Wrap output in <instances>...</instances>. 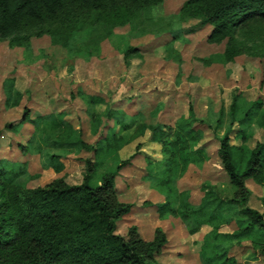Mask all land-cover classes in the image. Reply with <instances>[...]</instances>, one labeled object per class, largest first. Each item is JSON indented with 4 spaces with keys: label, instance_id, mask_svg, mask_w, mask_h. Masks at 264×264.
<instances>
[{
    "label": "trees",
    "instance_id": "16d2710c",
    "mask_svg": "<svg viewBox=\"0 0 264 264\" xmlns=\"http://www.w3.org/2000/svg\"><path fill=\"white\" fill-rule=\"evenodd\" d=\"M127 1L0 0V39H7L9 46H23L31 36L39 38L47 32L55 44L67 49L68 56L90 57L98 49V40L71 41L73 46L70 47L69 34L82 26H92L103 32L108 24L122 25L130 20L125 19L126 11L144 9L148 3V0ZM180 15L196 20L184 30L186 34L210 27L206 41H225L223 57L233 62L244 54L239 49L240 39H249L262 31L264 0H186ZM79 21L83 23L77 24ZM173 31L171 46L174 58L180 62L182 56L176 51L175 42L182 32ZM186 46L187 43L182 48ZM135 52L136 47H127L123 52L126 63ZM82 86L71 96L80 97L89 107L94 141L77 137L72 123L54 112L30 117L27 106L17 121L4 126L16 130L26 121L32 123L33 131L27 143L19 144L23 153L32 150L40 153L46 147L49 150L77 149L91 152L92 156L81 159V183L67 184L58 177L33 188L26 186V164L15 167L0 159V264L153 263L167 243L165 231L156 227L151 240H145L136 225L128 227L125 234L117 232V221L130 213L133 206L119 197L115 181L117 171L128 165L135 154L101 172L93 181L97 171L106 168L112 153L147 131L150 132L149 140L160 144L163 155L161 160H148L146 175L150 186L164 196L159 214L171 213L179 217L188 234L198 233L203 225L210 226L200 241L199 255L203 264H244L231 254L233 246L240 245L242 240L264 239V215L248 206L249 180L264 185V135L261 139L254 135L255 128L264 132L263 101L260 98L248 101L240 92H235L228 110L225 112L224 107L219 110L213 128L226 127L217 135V154L234 191L228 198L218 197L215 189L207 184L201 201L194 204L189 200L188 191L179 190L176 182L189 164H199L206 159L201 126L209 123L184 116L173 125L145 122L120 107L111 106L109 95ZM3 92L5 104H19L22 94L14 88L12 78L4 82ZM102 105L106 107L105 120H113V125L105 123L98 113ZM102 124L106 129L104 133L99 132ZM232 133L241 143L232 142ZM59 156L58 153L47 154L56 170L63 168ZM234 212L239 216L235 217ZM232 222L236 226L232 231L222 228ZM261 251L264 255V248Z\"/></svg>",
    "mask_w": 264,
    "mask_h": 264
},
{
    "label": "rangeland",
    "instance_id": "374dc122",
    "mask_svg": "<svg viewBox=\"0 0 264 264\" xmlns=\"http://www.w3.org/2000/svg\"><path fill=\"white\" fill-rule=\"evenodd\" d=\"M185 1L148 0L146 8L126 11L128 22L116 26L108 24L103 32L92 26L74 28L69 34L70 47L73 46L71 41L88 43L92 39L98 40V49L90 60L79 59L77 55L68 56L67 49L55 44L47 32L39 38L31 36L23 46H9L7 39H0V159L13 163L15 167L26 164L24 177L27 187L44 185L58 177L67 184L81 183V159L92 156V153L77 149L49 150L46 147L40 153L34 150L23 153L19 144L27 143L33 131L32 123L26 121L16 130L4 128L5 124L17 121L27 106L30 117L54 112L72 123L77 137L94 141L89 107L80 97L71 96L79 86L109 95L111 106L120 107L129 114L141 112V120L145 122L167 125H173L180 116H187L189 105H193L198 117H206L212 102L215 112L220 105L227 109L231 94L235 92H240L248 101L259 97L264 106V25L258 35L253 34L249 39L242 37L239 49L244 54L233 62H227L223 57L225 41H206L210 27L198 33H184L196 22L194 18L181 17L180 8ZM81 11L79 6V14ZM176 29L182 32L175 43L176 51L182 56L180 63L170 59L175 57L173 42L167 43ZM185 40L188 41L183 43ZM186 43L187 46L182 48ZM130 46L136 47L137 52L126 63L123 52ZM11 78L14 88L22 94L18 105L4 102L3 84ZM98 113L105 123H112L105 120V106H100ZM212 116L208 121L199 118L211 124V127L209 124L201 126L204 131L202 143L207 142L208 158L199 164H189L176 182L179 190L188 191L189 200L194 204L201 201L207 184L215 189L218 197L228 198L234 191L216 153L217 135H221L225 127L214 129ZM105 131L102 124L99 132ZM263 133L255 128L256 139H261ZM149 135L147 131L144 136L112 153L106 168L97 171L93 181L101 172L114 168L119 161L135 154L128 165L117 171L115 181L119 197L133 204L131 212L117 221V232L125 234L128 227L136 225L141 236L151 240L156 227H160L168 240L162 253L151 264H203L199 246L208 228L203 227L202 235L195 239L187 233L179 217L171 213L159 214V204L164 201V196L150 186L146 175L148 160H161L163 155L160 144L150 141ZM50 152L60 154L61 170H56L49 163L47 154ZM248 186L251 191L248 206L264 215V185L249 180ZM235 227L232 222L223 229L232 231ZM259 241L242 240L240 245L233 246L231 254L244 264H264L261 251L264 239Z\"/></svg>",
    "mask_w": 264,
    "mask_h": 264
},
{
    "label": "crops",
    "instance_id": "0c3cea01",
    "mask_svg": "<svg viewBox=\"0 0 264 264\" xmlns=\"http://www.w3.org/2000/svg\"><path fill=\"white\" fill-rule=\"evenodd\" d=\"M209 28V27H208ZM208 30L209 29H207V31H206V33L208 32ZM197 33H198V31H197ZM171 39V38H170ZM169 39V41L167 42V43H171L170 40ZM174 43V42H173ZM176 43V42H175ZM209 43V42H208ZM189 45V44H188ZM177 46V45H176ZM139 53V52H138ZM77 57H79V59L80 58H82V59H84V60H90L93 56H90L89 57V59H88V57L86 58L85 56H81V55H77ZM213 58H214V56H213ZM170 59H173L174 61H176L175 60V58L173 57V58H170ZM177 61H179V60H177ZM220 61H222V60H220ZM229 62V61H228ZM180 63V62H179ZM217 63H219V61L217 62ZM227 71H230L231 72V69H227ZM232 97H233V94H231V99H230V103H231V100H232ZM259 98V97H258ZM261 99V98H260ZM226 102H227V100H226ZM230 103L228 104V108H229V105H230ZM214 104H213V102H212V105H209L208 106V109H207V112H206V117H198L195 113H194V109H193V105H189L188 106V113H187V116H184V117H193V118H195V119H199V118H204V119H206L207 121H208V119L212 116L213 118H214V120L216 121V119H217V116H218V113H219V110L222 108V107H224L223 105H220L217 109H216V112L214 111V106H213ZM228 108L226 109L225 108V112L228 110ZM135 115V119L137 118V119H142V116L140 115L141 114V112H137V113H130V115ZM197 116V117H196ZM181 117V116H180ZM178 119V118H177ZM203 120V119H202ZM112 121V123L110 124V125H113V120H111ZM214 121V122H215ZM206 122V121H205ZM222 127L224 128V127H226L225 125H222ZM139 138V137H138ZM236 140V141H235ZM134 141V140H133ZM232 142L234 143V144H239V143H241V141H240V139L237 137V136H235V134L234 133H232ZM201 144H204L205 145V150H206V153H207V157H206V159L208 158V154H209V151H208V147H207V142H204V143H202V141H201ZM161 148V147H160ZM216 153H217V148H216ZM218 155V154H217ZM252 208V207H251ZM203 227H207L208 229H207V231L205 232V233H207L209 230H210V226H208V225H203L201 228H200V230L198 231V233L195 235V234H192L193 236H195V239H198L199 238V236H201L202 235V233H201V229L203 228ZM223 228V227H222ZM162 229V228H161ZM201 234V235H200ZM167 235V234H166ZM182 239V238H181ZM168 240V239H167ZM179 248V247H178ZM186 248V247H185ZM199 248H200V246H199ZM163 251V250H162ZM162 253V252H161Z\"/></svg>",
    "mask_w": 264,
    "mask_h": 264
}]
</instances>
